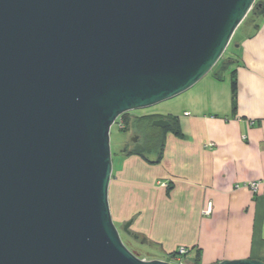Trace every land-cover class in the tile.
Masks as SVG:
<instances>
[{"label": "water", "instance_id": "95a60500", "mask_svg": "<svg viewBox=\"0 0 264 264\" xmlns=\"http://www.w3.org/2000/svg\"><path fill=\"white\" fill-rule=\"evenodd\" d=\"M255 2L0 0V264H171L112 221L110 128L205 77Z\"/></svg>", "mask_w": 264, "mask_h": 264}, {"label": "crops", "instance_id": "0c3cea01", "mask_svg": "<svg viewBox=\"0 0 264 264\" xmlns=\"http://www.w3.org/2000/svg\"><path fill=\"white\" fill-rule=\"evenodd\" d=\"M235 45L190 89L141 115L174 118L178 135L167 132L160 149L141 155L115 154L112 221L131 222V235L152 259L183 247L187 264L264 263V13ZM254 181L261 182L255 194L245 186Z\"/></svg>", "mask_w": 264, "mask_h": 264}, {"label": "rangeland", "instance_id": "374dc122", "mask_svg": "<svg viewBox=\"0 0 264 264\" xmlns=\"http://www.w3.org/2000/svg\"><path fill=\"white\" fill-rule=\"evenodd\" d=\"M249 24H250L249 21H245L240 27L241 28L240 31L245 30L246 27L249 26ZM235 41H237V37L235 38ZM232 50L233 52L236 50V45L232 46ZM228 52L229 51H227L226 54L222 55L220 59L223 60L226 57ZM154 110H156V107L150 108L148 110L147 109L146 110H134L127 114L129 116L139 117L143 114L144 111L152 112ZM153 114H156V113L153 112L150 115H153ZM132 119L133 118L128 119L126 131L121 130L122 125L118 124L117 122H115L110 128L109 136H110V151H111L112 163H115V154H118L120 151L125 150V149L129 150L134 146V145L132 146V144H134L133 139L137 136L138 132L137 130H135L136 123H134L133 121L134 119L133 120ZM151 125L152 124L147 123L146 125L143 126V132L141 133V135L143 136L139 138L140 140L138 139L139 141H137L135 145L138 144L139 146L144 147L146 146V144L148 145L152 143V141L154 140V136L156 135L158 131L156 129L157 127L151 126ZM129 144H131V146ZM114 225L119 231V235H120L122 242L127 246L129 250H134V251L139 252L137 250L139 248L140 251L142 252V253L139 252L140 257L144 258L145 260L152 259L147 256L148 254H154L151 252L150 249L145 250L146 248H144L143 246L141 247L137 245L135 240L128 238V236H126V234L122 231V226H120L119 224L115 222H114Z\"/></svg>", "mask_w": 264, "mask_h": 264}, {"label": "trees", "instance_id": "16d2710c", "mask_svg": "<svg viewBox=\"0 0 264 264\" xmlns=\"http://www.w3.org/2000/svg\"><path fill=\"white\" fill-rule=\"evenodd\" d=\"M263 13H264L263 4H261V2L259 0H256L254 5L252 6L251 10L247 14L246 18L244 19V21L241 23V25L235 31V33H234V35L230 41V44L228 45L224 54H226L227 51H229V52L233 51L232 46L236 44L235 38L238 37V34L241 32L240 27L242 26V24L245 21L253 22L255 18L261 16ZM257 28H258V25H255L254 30L256 31ZM223 62H224V60L220 59L215 66H220L223 64ZM236 90H237V83H236V80L234 78H232V80H231V94H232L233 98H235ZM155 116H157V115L139 116V117H134V120L133 119L132 120L134 121V123H140L141 122L142 127H143L147 123L149 124V122L153 118H155ZM129 118H130V116L128 114H124L116 121L118 124L122 125L121 130H123V131L127 130V123H128ZM163 118L167 119V121L169 122V126L166 127L165 129L156 128L158 132L154 136V140L152 141V143H150L148 145L146 144V146H144V147H141L138 144H136L129 150H127V149L123 150V153L127 151V154L141 155V153L144 150L146 151L147 149H160L163 145V138L165 137L167 132H172L175 135H178L179 133L176 131L177 130L176 120L174 118H170V117H163ZM130 251L133 252L135 255H137L140 259H144V258L140 257L139 252L134 251V250H130ZM170 256L171 255H169V257Z\"/></svg>", "mask_w": 264, "mask_h": 264}, {"label": "built area", "instance_id": "2783aa9c", "mask_svg": "<svg viewBox=\"0 0 264 264\" xmlns=\"http://www.w3.org/2000/svg\"><path fill=\"white\" fill-rule=\"evenodd\" d=\"M208 146H213V144H208ZM261 185V182L259 181H254V182H250L249 184L245 185L247 188L250 189V191L255 194L257 193L259 187ZM166 186V185H164ZM211 208L209 207L207 210H205L203 212V214H209L210 213ZM187 249L181 247L178 248L173 255H171L168 259L164 260L166 262H169L171 264H187L186 261V255H187Z\"/></svg>", "mask_w": 264, "mask_h": 264}, {"label": "flooded vegetation", "instance_id": "af4514ba", "mask_svg": "<svg viewBox=\"0 0 264 264\" xmlns=\"http://www.w3.org/2000/svg\"><path fill=\"white\" fill-rule=\"evenodd\" d=\"M145 116V115H144ZM147 116V115H146ZM158 119H165V118H163L161 115L159 116V115H157V116H155V118H153L150 122H149V124H152V122H154L155 120H158ZM165 120H167V119H165ZM145 123V122H144ZM135 126V125H134ZM152 126V125H151ZM158 128V127H157ZM135 130H137V132H138V134H137V136L133 139V142H134V144H132V146L133 145H135V143L137 142V141H139L140 139V137L141 136H143V135H141V133L143 132V127H142V123L140 122V123H136V129ZM139 139V140H138ZM130 146H131V144H129Z\"/></svg>", "mask_w": 264, "mask_h": 264}]
</instances>
